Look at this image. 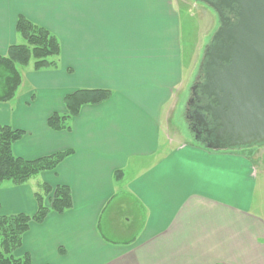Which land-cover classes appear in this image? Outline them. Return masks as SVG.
<instances>
[{
	"label": "crops",
	"instance_id": "obj_1",
	"mask_svg": "<svg viewBox=\"0 0 264 264\" xmlns=\"http://www.w3.org/2000/svg\"><path fill=\"white\" fill-rule=\"evenodd\" d=\"M20 15L58 38L59 68L23 72L15 97L0 102V126L23 131L15 156L69 154L24 184L1 185L0 215H34L44 185L68 186L72 204L31 221L16 255L32 264H264L259 148L165 140L187 68L173 1L0 0V55L21 42ZM78 89L110 96L51 128L48 117L66 113L64 98Z\"/></svg>",
	"mask_w": 264,
	"mask_h": 264
},
{
	"label": "water",
	"instance_id": "obj_2",
	"mask_svg": "<svg viewBox=\"0 0 264 264\" xmlns=\"http://www.w3.org/2000/svg\"><path fill=\"white\" fill-rule=\"evenodd\" d=\"M208 3L219 19V27L210 40L213 46L210 51L204 50L198 66L205 77L201 91L208 103L201 107L202 111H194L193 124H188L189 133L196 142L212 150L261 146L264 144V0ZM221 5L236 13L234 25L227 27ZM204 127L210 142L196 140L194 134L205 132Z\"/></svg>",
	"mask_w": 264,
	"mask_h": 264
},
{
	"label": "trees",
	"instance_id": "obj_3",
	"mask_svg": "<svg viewBox=\"0 0 264 264\" xmlns=\"http://www.w3.org/2000/svg\"><path fill=\"white\" fill-rule=\"evenodd\" d=\"M16 30L21 42L10 45L6 54L0 55V102H8L15 97L22 81L21 67L26 68L31 63L34 70L54 68L60 55L59 40L48 29L20 15ZM109 96L110 91L105 89H78L68 93L64 98L66 113L54 112L48 117V125L56 130L63 129L82 105L100 103ZM22 135V130L9 125L0 126V186L5 183L24 184L34 175L54 169L69 154L68 151L57 152L35 159L15 156L12 144ZM120 174L117 172L116 177ZM36 200L38 210L34 215H0V264H32L27 254H13L21 245L22 235L29 223L42 221L49 211L63 213L72 204L71 193L66 185H57L55 188L44 185L43 193H37Z\"/></svg>",
	"mask_w": 264,
	"mask_h": 264
},
{
	"label": "rangeland",
	"instance_id": "obj_4",
	"mask_svg": "<svg viewBox=\"0 0 264 264\" xmlns=\"http://www.w3.org/2000/svg\"><path fill=\"white\" fill-rule=\"evenodd\" d=\"M173 8L180 13V29H181V47L184 57L182 64H185L183 81L181 82L176 97L170 103L166 116L163 118V129L165 133V140H169V146L183 143L186 140L192 141L190 133L188 134V124L185 114V105L187 102L189 87L193 79L199 72V62L202 53L207 46L211 36L213 35L218 25L217 17L211 8L204 6L201 2L196 0H172ZM54 58V57H51ZM184 60V61H183ZM59 68V62L56 60ZM31 68L29 66L21 67L22 73ZM256 147H247L240 149L244 153L255 152ZM252 150V151H250ZM260 155V171H259V188L260 195L264 192V147L258 149ZM262 158V159H261ZM262 175H261V174ZM16 249L13 254L16 255Z\"/></svg>",
	"mask_w": 264,
	"mask_h": 264
},
{
	"label": "flooded vegetation",
	"instance_id": "obj_5",
	"mask_svg": "<svg viewBox=\"0 0 264 264\" xmlns=\"http://www.w3.org/2000/svg\"><path fill=\"white\" fill-rule=\"evenodd\" d=\"M196 2H201L204 6H207V7L211 8V10L214 11V13L217 17V20H218L217 27H219L218 16H217L215 10L213 9V7L208 3V2H211V3L220 4L219 0H201V1L196 0ZM232 7L235 8V5L232 4ZM221 9H222L223 18H224L225 22L227 23V27L234 25L236 23V20H237L236 13L234 11H231L230 7L228 8L227 6H224V5H221ZM217 27H216V29H217ZM212 46L213 45L210 44V40H209L205 49L209 48L208 51H210ZM199 64H200V62H199ZM204 81H205V77H204L202 71L200 70L197 73V75L195 76V78L193 79L192 84L189 87V94H188L187 102H186L185 109H184L185 114H186V118H187V124H193V120L195 117L194 111L195 110L202 111L201 107H203L206 103H208V99L206 98L205 94L201 91L202 84L204 83ZM196 127L197 126H195V128ZM203 130H205V127L203 128ZM193 131H194V129H193ZM194 132H193V134H194ZM197 132L198 131H196V133ZM194 135H196L197 141H201V139L203 141H207V142L211 141V138L208 136V132L206 130H205V132L201 131V133H197Z\"/></svg>",
	"mask_w": 264,
	"mask_h": 264
}]
</instances>
